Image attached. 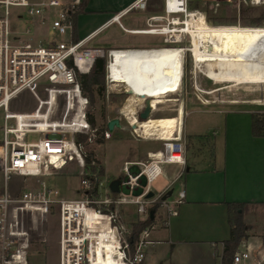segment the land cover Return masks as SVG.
Wrapping results in <instances>:
<instances>
[{
  "label": "built area",
  "instance_id": "2783aa9c",
  "mask_svg": "<svg viewBox=\"0 0 264 264\" xmlns=\"http://www.w3.org/2000/svg\"><path fill=\"white\" fill-rule=\"evenodd\" d=\"M250 1L252 5L264 4V0ZM200 2L165 0L168 19L155 17L147 30L137 32L164 35V44L171 45L166 47H186L183 44L190 41L186 34L189 12L203 14L199 8L191 7ZM144 7L145 3L140 1L131 9ZM78 9L77 0H0V111L3 112L0 127V176L3 180L0 264H30L31 248L47 240L44 225L52 209L59 222L58 264H99L100 258H107L108 247L114 264H144L147 246L152 244L151 233L156 218L154 213V219H151V212H156L159 205L169 222L178 215V208L184 201L183 191L173 201L163 200L169 188L148 198L152 192L150 185L163 176L168 167L186 164V145L180 132L176 140L161 141V149L149 154V161L125 162L121 170L124 175L120 178L121 191L108 190L110 197L101 196L103 175L100 170L93 171L94 161L87 162L86 147L97 142L98 136L110 140L117 128L110 132L108 128L100 131L92 126L88 118V98L82 93L77 74L90 73L95 61L104 58L105 84L108 91L113 92L123 86L114 82L111 69L114 53L152 49L105 50L86 47L83 41H72L74 24L71 16ZM113 19L118 20L119 15ZM24 22L30 25L24 28ZM37 23L69 40L34 44L28 35L31 25ZM124 88V93L131 96L126 86ZM23 93L35 100L33 111L12 110L13 101ZM61 100L64 104L58 114ZM123 109L120 114L130 122L134 135L142 137L132 127L128 112ZM139 113L140 109L134 116L141 122ZM29 137L33 139L29 140ZM52 154L58 155L53 161ZM46 169H53L56 174L44 175ZM62 173L80 178V198H62L57 190L47 187L24 191L20 196H13L9 189L12 176L40 178ZM127 206L135 207L136 223L152 220L135 240L134 232L124 224L117 210ZM91 214L107 222L109 231L91 229L88 226ZM250 259L248 250L238 251L233 264ZM256 264H263V261L258 260Z\"/></svg>",
  "mask_w": 264,
  "mask_h": 264
},
{
  "label": "crops",
  "instance_id": "0c3cea01",
  "mask_svg": "<svg viewBox=\"0 0 264 264\" xmlns=\"http://www.w3.org/2000/svg\"><path fill=\"white\" fill-rule=\"evenodd\" d=\"M77 1L80 12L76 15L75 32L70 38L74 41L76 36L74 42L83 41L86 47L105 50L106 47H109L107 50H155L140 46L164 44V35L137 31L147 30L155 17L168 19L165 0ZM140 1L145 3L144 8L131 9ZM116 15H119L118 20L113 19ZM94 41L98 47L89 46ZM131 92L136 93V89ZM253 113L247 109L215 113L220 118L211 127L214 132L209 139L210 154L207 157L195 155L190 159L186 151L184 167L171 165L165 170L163 177L171 183V196L178 184V195L183 191L184 201L178 208V215L169 222H166L162 208L159 222L156 214L152 244L147 246L144 264H222L224 243L231 234L228 203L233 202L246 205L247 236L237 252H250L251 259L243 264H256L258 260L264 264V137L252 134ZM177 130L179 132L178 127ZM176 136L177 133L157 140L172 141L168 139ZM99 264H107L106 258H100Z\"/></svg>",
  "mask_w": 264,
  "mask_h": 264
},
{
  "label": "rangeland",
  "instance_id": "374dc122",
  "mask_svg": "<svg viewBox=\"0 0 264 264\" xmlns=\"http://www.w3.org/2000/svg\"><path fill=\"white\" fill-rule=\"evenodd\" d=\"M30 1L41 2L43 0ZM245 1L201 0L198 8L213 29L264 31V19L262 18L264 4L252 5L250 0ZM195 5L196 3L192 4L191 7L195 8ZM28 25H30L28 22L23 23L24 28ZM28 37L32 39L34 44L42 42L43 45L54 40L58 42L69 40L67 36L56 35L48 26H41L38 23L31 25V32ZM122 37H125L124 34ZM96 41L89 44V46L98 47ZM183 45L186 48L190 46L188 40ZM166 46L171 45L161 43L140 47L156 48ZM108 48L106 47V50ZM185 57L184 73L180 86L173 89L171 93L151 94L149 98L144 99L145 104L143 105L139 104L138 94L132 93L131 96H127L124 93V84H122L123 86L116 84L119 88H116V91L109 92L104 82V97L94 95L93 100L88 95L83 94L84 97L88 98V118L90 120L92 116L95 120L93 127L101 131L113 119H119L121 125L120 128L113 131L110 140L98 136L97 142L86 147L88 158L95 162L92 167L93 171L100 170L101 172L102 169L103 172L102 182L104 186L101 189V196L110 197L108 190H111V183L118 179L122 180L120 178L124 175L121 170L125 161H149L148 155L161 149L162 142L157 139L176 135L181 109L184 110L182 135L190 159L195 155L203 154L207 157L210 154L209 139L212 138L214 132L211 127L215 120L220 118L218 115H214L215 113L240 109L253 110L254 113H264V85L233 86V84H215L195 68L190 53H186ZM167 73L158 72L154 77L158 79L159 74H165L164 76L168 77ZM158 82L160 86L157 87L162 89L164 81L159 80ZM197 87L202 91L197 90ZM127 90L131 92V87ZM208 92L213 93L208 94ZM147 101H149L148 104H146ZM59 104L58 114H60L64 102L61 100ZM35 106V100L27 93H23L13 101L12 110L29 112L33 111ZM145 107L150 109L152 115L146 121L139 122L134 116L135 112L140 109V113H142ZM121 109L128 112L127 117L132 126L142 137L134 135L130 122L120 114ZM2 119L3 112L0 111V127L3 124ZM31 139L33 137H29V140ZM204 140L206 142L201 144ZM53 174L56 173L52 169L48 175ZM170 184L169 180L160 176L150 187L152 193L159 195L169 188ZM2 187L3 180L0 176V191ZM44 187L57 190L62 198L78 199L81 197L79 193L80 178L66 173L56 177L40 178L12 176L9 180V189L13 196H20L24 191L38 190ZM174 189V194L169 200H173L178 195V184L174 186ZM117 210L122 216L124 224L134 231L135 225L139 224L136 223L135 207H119ZM155 213H158L157 222H159L162 219L159 205ZM45 223L44 231L47 234V240L43 244L38 243V245L31 248L30 264H58L59 222L56 211L50 210Z\"/></svg>",
  "mask_w": 264,
  "mask_h": 264
},
{
  "label": "bare ground",
  "instance_id": "6f19581e",
  "mask_svg": "<svg viewBox=\"0 0 264 264\" xmlns=\"http://www.w3.org/2000/svg\"><path fill=\"white\" fill-rule=\"evenodd\" d=\"M186 34L190 39L189 48L163 47L148 51L115 52L111 66L114 82L126 85L127 89L131 87V91L136 89L140 99L155 93H171L180 86L185 55L190 53L195 68L215 84L264 85L263 30L213 29L204 14L191 11L187 19ZM158 72H168V77L159 74L156 79L154 75ZM159 80L164 81L162 89L157 87L160 86ZM196 89L200 90L198 87ZM210 93L213 92H208ZM183 117L184 110L181 109L178 120L180 134ZM57 157V154H52L50 158L53 161ZM46 170L43 174H50L51 171ZM88 226L105 232L110 229L107 222H103L95 214L89 216ZM107 250V259L114 262L110 247Z\"/></svg>",
  "mask_w": 264,
  "mask_h": 264
},
{
  "label": "trees",
  "instance_id": "16d2710c",
  "mask_svg": "<svg viewBox=\"0 0 264 264\" xmlns=\"http://www.w3.org/2000/svg\"><path fill=\"white\" fill-rule=\"evenodd\" d=\"M199 4L195 5V8H198ZM80 12L77 11L76 14L72 15V21L74 24L73 31L75 32L76 24V15ZM262 18L264 19V10L262 11ZM74 41H77L76 36L73 37ZM105 66L106 59L99 58L95 61L94 66L90 73L88 74H77V79L81 85L82 92L85 95H88L91 100H93L94 95L104 97V76H105ZM145 104L144 99L139 100V104ZM91 124H95L94 118L90 117ZM141 121V120H140ZM107 129L103 128L102 131ZM252 134L254 137H264V113H254L252 114ZM84 140V138H82ZM101 142V140H99ZM87 162L90 163L92 160L87 158ZM101 173L102 169H101ZM246 205L242 203H228V215H229V224L231 227V234L229 240L224 243V251L222 255V264H233V258L237 252L238 246L241 241L247 236L246 235V226L244 223V212ZM152 223V220L149 219L147 222L139 223L135 225L133 240H135L142 229ZM107 264H114L113 261H109L106 258Z\"/></svg>",
  "mask_w": 264,
  "mask_h": 264
},
{
  "label": "water",
  "instance_id": "95a60500",
  "mask_svg": "<svg viewBox=\"0 0 264 264\" xmlns=\"http://www.w3.org/2000/svg\"><path fill=\"white\" fill-rule=\"evenodd\" d=\"M128 94L131 95L132 93L129 91ZM148 103H149V101H147L146 104H148ZM151 115H152V112L150 111V109H149L148 107H145L144 111H143L142 113H140V115H139V119L143 122V121H146ZM120 127H121V125H120V120H119V119H113V120H110V121L108 122V124H107V128H108V130H109L110 132H112L115 128H120ZM132 127H133V126H132ZM119 186H120V180H119V179L113 181V182L111 183V186H110L111 191H112L113 193H118V192H120L121 190H120ZM123 192L128 193V190H127V189H123ZM153 195H154V194H153L152 192L149 193V194H148V198L153 197ZM171 195H172V192L170 191V192H168L167 195H165L162 199H163V200H166L167 198L171 197ZM154 213H155V211L153 210V211L151 212V219H152V220L154 219Z\"/></svg>",
  "mask_w": 264,
  "mask_h": 264
},
{
  "label": "flooded vegetation",
  "instance_id": "af4514ba",
  "mask_svg": "<svg viewBox=\"0 0 264 264\" xmlns=\"http://www.w3.org/2000/svg\"><path fill=\"white\" fill-rule=\"evenodd\" d=\"M165 75V74H164Z\"/></svg>",
  "mask_w": 264,
  "mask_h": 264
}]
</instances>
